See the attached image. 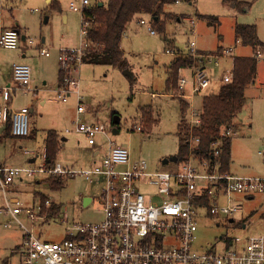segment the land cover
Segmentation results:
<instances>
[{
    "label": "rangeland",
    "instance_id": "rangeland-1",
    "mask_svg": "<svg viewBox=\"0 0 264 264\" xmlns=\"http://www.w3.org/2000/svg\"><path fill=\"white\" fill-rule=\"evenodd\" d=\"M239 1L246 3L245 10H236L232 4L225 3L223 0H192L191 3L180 2L177 5L174 3L167 5L165 11L172 13L174 19L170 17L165 22L164 33L153 27L154 35L148 32L147 25H141L136 20L130 22L120 42L123 58L127 63L126 70L131 73L130 76L124 74L123 70L117 66L86 63H82L76 72L71 73L72 77L78 80L84 105L88 107V110L81 114L80 119L103 125L115 145L124 146L129 150L132 161L144 160L147 163L148 172L170 170L169 168L175 165L174 162L164 165L162 160L177 153V126L181 115L175 98L177 97L175 89L167 90L165 87L167 65L174 57L166 50L170 49V43H172L176 54H185L189 43L193 42L198 52L216 53L222 49L232 48L231 57L250 55L253 57L250 46L235 42L232 27L234 24L255 25L257 36L259 34L261 42L264 43V0ZM51 2L13 0V3L9 4L15 13L16 23L21 28L20 40L16 50L0 47L1 77L10 72L14 63H26L31 68V76L35 71L33 66L36 68L35 73L33 72L35 79L33 86L39 87L43 81L50 84L56 81L57 68L59 69L56 58L60 48L80 46L81 11H73L69 7L71 2L80 6V0H52ZM201 16L215 18L218 22L209 23ZM142 17L146 24H152L150 17ZM190 19L194 20L193 33H191ZM22 35L26 37V40L22 41ZM164 37L167 38L168 43ZM38 46L50 49V56L45 58L39 55ZM218 47L221 48L216 50ZM23 50L25 60L21 59ZM171 50L174 51V49ZM231 57L222 56L216 67L213 63L209 65L214 82L212 88L205 93L217 90L222 73L232 68L233 57ZM256 60V76L253 83L244 90V107L236 119L239 131L230 142V171L239 176L261 178L264 177V156L259 154V151L264 153V58ZM202 95L192 98L194 107L201 106ZM32 96V93L17 95V102L29 98L31 100ZM67 100L62 105L56 100L49 102L44 108V118L39 122V126L53 125L57 131L64 132L68 136L71 134L76 138L74 146H67L62 152L65 155L58 157V160L64 162L74 158L84 160L87 157L83 149L85 140L74 131L77 118L76 95L70 94ZM34 102L31 100V104ZM31 104L25 105L30 107ZM143 106L151 108L152 123L147 124L142 119L139 110ZM111 112L118 115L120 119L118 134L111 133L110 126L114 115L112 113L111 116ZM31 122L30 119V124ZM134 125L141 126L142 130L134 129ZM96 136L97 145L107 147V139L100 134ZM6 138V143L0 142V163L19 165L13 163L16 155L15 151L11 150V146L17 142L20 143L22 138L11 136ZM23 149L21 152L24 151ZM21 156L22 158L16 160L17 162L25 165L39 163L38 159L28 163L29 155L21 154ZM81 163L69 165L60 162L62 166H68L75 171L84 169H79L82 167ZM35 175L32 180L39 178L38 174ZM40 180L41 185L36 188L37 191L43 198L56 204L59 209L54 215L44 214V217L40 216L32 223L24 218V214H20L19 217L22 218L23 223L38 239L59 242L65 236L64 230L67 224L91 223L100 219L102 205L99 199L103 188L101 177H94L89 181L80 175L63 176L62 185L56 189L51 188L44 181V176H40ZM22 182L25 183V181ZM24 183L20 181L14 183L10 189H17L14 193L18 196H11L8 190L7 197L29 202L34 187L32 184ZM141 190L145 191L144 188ZM83 195H88L91 199L88 204H85ZM232 199L233 203L238 204L240 208L229 216L221 214L209 216L206 210H197L195 215L197 230L194 233L193 242L195 250L221 249L222 240L225 237L264 236V192L254 194L253 198L234 193ZM33 200L37 204L41 199L36 196ZM227 202V199L222 197L219 205L225 206ZM1 203L3 198L0 199V205ZM65 214L68 216L67 223L62 221ZM11 218L8 213L0 212V264H19L20 260L16 247L21 241L23 232L14 223L10 227L5 226ZM231 219L232 222H230ZM244 223L247 224V228L241 227ZM168 243L170 244L171 241Z\"/></svg>",
    "mask_w": 264,
    "mask_h": 264
},
{
    "label": "built area",
    "instance_id": "built-area-1",
    "mask_svg": "<svg viewBox=\"0 0 264 264\" xmlns=\"http://www.w3.org/2000/svg\"><path fill=\"white\" fill-rule=\"evenodd\" d=\"M89 5V0H80V6L73 2L69 4L71 10L81 11V43L77 48L59 50L57 60L62 80L57 89V98L66 102L70 94L76 95L77 118L74 131L84 134L90 145H94L96 135H103L107 139V153L99 164L79 171L65 168L58 162L52 167H47L45 161L38 167L0 168V194L4 199L0 212L8 213L12 217L5 223L6 227L15 223L23 232L21 244L16 249L21 264H264L263 235L225 237L221 249L197 251L193 248L194 233L197 230L196 212L200 209L206 210L202 206L204 192L211 198L208 210L213 216H229L239 211L240 206L233 203L234 193L251 195L264 192V177L220 172L217 161L212 165L206 160H199L196 154L199 149L202 118L200 107H194L192 98L204 94L209 89L213 82L209 65L213 63L216 67L222 56L231 57L232 48L216 53H202L190 42L185 54H176L171 49L166 51L170 55L191 60V63L179 69L175 89L177 96L187 102L183 124L186 129L185 143L188 152L185 160L180 162L174 171L150 173L144 160L132 161L126 147L115 145L111 141L103 125L80 119L81 114L86 111V106L82 102L79 82L71 73L76 72L82 64L83 54L89 46L88 30L95 22L94 16L83 14ZM189 22L192 24L193 33L194 20ZM139 23L147 25L148 32L155 34L154 28L146 24L144 19L139 20ZM19 40L17 30L0 32L1 48L15 50ZM37 48L40 54H49L47 49ZM253 57L264 58V53L256 50ZM185 71L187 73H184ZM12 76L14 85L8 83L0 86V97L3 101L0 104V127L10 121L11 134L24 137L28 135L29 129L28 109H11L7 102L14 91L32 90L31 68L27 64L14 63ZM231 78L232 68L222 73L220 81L226 83ZM134 129L141 130L142 127L134 125ZM221 134L232 137V126L226 125ZM218 145L219 141L212 143L215 157L219 153ZM259 154L264 156L260 151ZM35 174L80 175L89 181L94 177H101V221L67 224L65 236L59 242L38 239L19 219V214L24 211L32 223L39 217L36 214L40 208L38 211L23 208L18 198L7 197L8 187L14 179L21 176L32 177ZM143 188L145 191L141 190ZM222 197L228 201L225 206L219 205ZM52 204V201L45 199L42 206L49 209ZM62 221L67 223L66 214Z\"/></svg>",
    "mask_w": 264,
    "mask_h": 264
},
{
    "label": "trees",
    "instance_id": "trees-1",
    "mask_svg": "<svg viewBox=\"0 0 264 264\" xmlns=\"http://www.w3.org/2000/svg\"><path fill=\"white\" fill-rule=\"evenodd\" d=\"M223 1L232 4L236 10L243 11L247 6L246 3L239 0ZM98 2H92L83 11V14L86 16H94L95 22L88 30L87 42L89 46L83 54L82 63L117 66L119 69L125 70L127 63L123 58L120 42L127 25L137 18L147 16L151 18V25L159 32L164 33L165 22L170 17L174 19L172 13L165 11V7L176 2L191 3L192 0H106L102 5H99ZM201 17L206 18L209 23L218 22L215 18L208 16ZM233 32L235 42L250 46L253 54H255L256 50H261L264 53V43L259 41L255 25L234 24ZM164 40L167 42V38L164 37ZM189 63H191V60L182 56H176L172 59L167 67L165 80L167 90L176 89L179 69ZM256 67L257 60L252 56L234 57L230 81L226 83L221 82L216 91L206 92L201 97L202 128L199 133L200 142L199 149L196 151L197 158L199 160H206L212 165L217 161L220 172H229L231 142V137L222 136L221 132L226 125H230L233 118L242 110L245 101L244 90L253 83L256 76ZM175 98L178 101L181 115L177 126V161L174 163L177 165L185 160L188 152L185 143L186 129L183 124L187 102L178 96ZM139 111L142 119L147 124L153 122L150 107L143 106ZM7 129H10V126ZM214 141H219V145L217 146L219 153L216 157L214 156L212 146ZM59 146L57 133L51 130L47 131L45 151L47 167H52L55 164ZM47 183L53 189L59 188L62 185V177H50L47 179ZM210 199L207 192H204L202 206L207 210L209 216L211 215L208 210L211 204ZM58 209L56 205H52L48 210L42 209V213L49 212L51 215H54L58 212Z\"/></svg>",
    "mask_w": 264,
    "mask_h": 264
},
{
    "label": "crops",
    "instance_id": "crops-1",
    "mask_svg": "<svg viewBox=\"0 0 264 264\" xmlns=\"http://www.w3.org/2000/svg\"><path fill=\"white\" fill-rule=\"evenodd\" d=\"M45 1L52 3L51 2L52 0H45ZM96 1H98V0H95L94 2H96ZM12 3H13V0H0V5H1V7H0L1 8L0 9V32L3 31V30H8V29H14V30H17L18 32H20V29L21 28L19 27L18 23H16L17 21L15 19V13H13L12 8L9 5V4H12ZM91 3L92 2H90V4ZM98 3L100 5L103 4V2H101V1H99ZM179 3L180 2H176L174 4L177 5ZM166 12H168V11L166 10ZM143 18L144 17L137 18L136 21L139 22V20H141ZM63 19L66 20V17L63 16ZM232 29H233V27H232ZM21 39H22V41H24V40H26V37L22 35L21 36ZM258 39L261 42V38L259 37V34H258ZM170 44H171L170 45L171 46L170 49H174V52H175V48L173 47L172 43H170ZM38 47L39 48H43V46H38ZM65 48H69V47H65ZM220 48L221 47H218L216 50H219ZM37 51H38L39 55H41V56H43L45 58H47V57L50 56V49L48 50V53L49 54L47 56L40 54L38 48H37ZM21 56L23 57L21 59H23V60L26 59L25 58V51L24 50H23ZM173 56H174L173 57V59H174L178 55H173ZM241 57H247V56H241ZM85 63L86 64H90V63L84 62V64ZM22 64H26V63H22ZM169 64L167 65V67L169 66ZM93 65H96V64H93ZM33 70L36 71L35 66H33ZM35 71H33V72L35 73ZM33 72H32V76H31L30 86H31V88L32 87H34V88L32 90L26 91V92L19 91V90L18 91H14L12 97L7 102V105L11 109L17 110V109H20V108L25 107V108L28 109V112H29V122H28V128L29 129H28V135L27 136H24V137H18V138H22V140H20L21 142L20 143L17 142L14 145L11 146V150L15 151V155H16V158H13L14 159L13 163L19 164V165H5V164H1L0 163V168L1 167H21V168L22 167H38V166L42 165L44 161L46 162V165H47V159H46V154H45V151H46V133L49 130L55 131L57 133V135H58V140H59V145L60 146H59V149L57 151L58 154H56V156L58 155L56 157V162H59V163L62 162L64 164H67L68 163L69 165H75V164H78L79 162H82L81 163L82 164V167H79V169H81V168H84V169L92 168L93 166L99 164L101 162L102 157L107 153V147H101L100 145H97L96 141H95L94 145H90L88 143L85 135L82 134V133H78V132H75V134L78 135L79 137L81 136V138H83L85 140L83 149H84V152L87 153L86 159L83 160V159H80V158H74L72 160H69L71 163H69V161L68 162L67 161L64 162V161L58 160L60 157H62L63 155H65L62 152H63L64 149L67 148V146H69V147L74 146V144H75L74 142H75L76 138L73 137L71 134L68 136L64 132L57 131L53 127V125H49L48 127H40L39 126V122L44 118V108H45V106L49 102H53V101L56 100V101H59V103L62 105V104H65L68 101L67 100L66 102H63V101H61V100H59L57 98V91H56V89L60 86L61 78H62V72H60L59 69L57 68L56 81L55 82H51L50 84H47L46 81H43L39 87L38 86H33V84L35 83V79L33 78ZM213 82H212V84L209 87L210 89L212 88ZM8 83H10L12 85L15 84L14 81H13L12 69L10 70V72L7 75H3L2 77L0 76V86L7 85ZM29 93H32L33 94V96L31 97L32 98L31 100L32 101L33 100L35 101L33 104H31L30 98L28 100H23V101L17 102V98H16L17 95H25V94L28 95ZM69 96H68V98H69ZM82 102H83V96H82ZM2 103H3V101H2V99L0 97V104H2ZM244 103H245V101H244ZM25 104H27V105H30L31 104V106L28 107ZM83 104H84V102H83ZM87 108H86V111L88 110ZM112 113L113 112H111V116L113 115ZM237 115L234 117V119L230 123V125L233 128V136L231 137V139H233L234 137H236L237 136V133L239 131V127L236 125ZM30 119L32 120V122H31L32 124H30ZM233 121H234V124H233ZM8 126H10V121L0 127V142L6 143L5 140L7 139L6 137H8V136H11L13 138L15 137V136H13L11 134V130L10 129H7ZM112 126L113 125L111 123V126L110 127L112 128ZM22 146H24V147H22ZM77 146L79 147L80 145L77 143ZM22 149L24 150L23 152H21ZM25 151H27V152H25ZM21 154H23V155L24 154L25 155H29L28 163H33L37 159L39 160V163L37 165H25V164H22V162H19V161L17 162L16 160H20L22 158ZM173 156H176V154H174ZM165 158H167V157H165ZM177 165H173L172 167L169 168L170 170H168V171H174L177 168ZM64 167L65 168H70L68 166H64ZM229 172L230 173H233L232 171H230V165H229ZM35 176L36 175H34L32 177L21 176V177H18L16 179H14L13 182L9 185L8 190H9L11 196L12 195L13 196H18V195H16L14 193V192L17 191V189H15V188L13 190L10 189V188H12L11 186L14 183H16L18 181H20L21 183H24L22 181H25L24 184H32L33 187H34V190H33V193H32L31 200L29 202L27 200L26 201L24 200V202L22 201L23 202L22 203L23 204V208H30V209H34L36 211H38V209L40 208V210H39L40 212L38 211V214L37 215H39V217H40V215H42L41 217H44V214L50 215L49 212L42 213V209H45L42 206L43 199H47V198H43L40 195V192H38L36 188L41 185L40 176H42V177L44 176L45 177V180H44L45 182H47V179H49L50 177H54V176H48L46 174H38L39 178H35V179L32 180V178H34ZM61 177H63V176H61ZM245 195L247 197L249 196V198H253V195L254 194H251V195L245 194ZM0 196H1V198H3V196L1 194H0ZM36 196H39L40 199H41L40 202L37 203V204L33 200L34 197H36ZM83 196H84L83 198H85L84 199L85 200V204H88L91 201V199L88 197V195H83ZM1 202H2V200H1ZM2 204L4 205V199H3V203H1V205H0V208L3 207ZM52 205H56V204L53 203ZM40 206H42V207H40ZM20 214H24V218H26L29 221V219H28L27 215L24 213V211L21 212ZM20 214H19V216H20ZM66 216H67V214H66ZM102 218H103V212L101 214L100 219L98 221H95V222L101 221ZM19 219L22 221V218L19 217ZM67 222H68V216H67ZM95 222H91V223H95ZM14 225H16V224L14 223ZM241 227L242 228H247V224L244 223L243 225H241ZM22 237H23V233H22V236H21V241H22ZM21 241L17 245V247L21 244ZM17 247H16V249H17ZM16 253H17V250H16ZM19 258H20V256H19ZM19 264H21V259L19 260Z\"/></svg>",
    "mask_w": 264,
    "mask_h": 264
},
{
    "label": "water",
    "instance_id": "water-1",
    "mask_svg": "<svg viewBox=\"0 0 264 264\" xmlns=\"http://www.w3.org/2000/svg\"><path fill=\"white\" fill-rule=\"evenodd\" d=\"M100 5V4H99ZM123 73L124 74H127V75H131V73L128 71V70H123ZM119 122H120V119L118 117V115L114 114L113 115V118L111 120V123H112V128H111V133L112 134H118V125H119ZM177 161V158L176 156H172L170 158H165L162 160V164H167L168 162H176ZM233 220L231 219L230 222H232Z\"/></svg>",
    "mask_w": 264,
    "mask_h": 264
}]
</instances>
